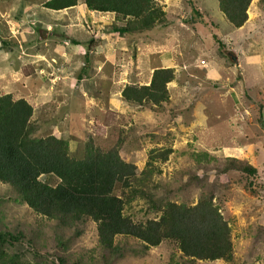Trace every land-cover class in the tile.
Returning a JSON list of instances; mask_svg holds the SVG:
<instances>
[{
	"label": "rangeland",
	"instance_id": "1",
	"mask_svg": "<svg viewBox=\"0 0 264 264\" xmlns=\"http://www.w3.org/2000/svg\"><path fill=\"white\" fill-rule=\"evenodd\" d=\"M47 1L0 0V94L32 104L36 135L69 137L71 156L82 158L90 139L106 149L122 133L128 139L120 154L135 163L138 174L153 148H173L167 162H154L157 195L185 184L183 197L197 200L194 185L192 190L187 183L191 161L180 152L202 148L217 156L247 158L264 179V55L252 50L255 44L264 49L262 0H253L248 21L239 29L217 0H157L167 23L125 36L112 32L114 15L89 10L85 0L61 11L44 7ZM3 38L7 44L2 46ZM156 67L176 71L170 102L159 107L125 102L123 88L149 84ZM190 172L195 173L193 163ZM219 177L212 190L231 226L235 261L198 264H257V256L264 262V232L255 236L253 230L264 225V193L257 196L230 177ZM2 198L0 227L30 230L35 216L15 200V192L1 188ZM147 210L137 200L128 213L143 219ZM96 245L87 225L72 250L87 253ZM167 248L153 247L147 255L133 254L118 264H167Z\"/></svg>",
	"mask_w": 264,
	"mask_h": 264
},
{
	"label": "trees",
	"instance_id": "2",
	"mask_svg": "<svg viewBox=\"0 0 264 264\" xmlns=\"http://www.w3.org/2000/svg\"><path fill=\"white\" fill-rule=\"evenodd\" d=\"M217 1L233 27L239 29L247 23L253 0ZM77 4L78 0H49L44 7L61 11ZM85 4L96 13L114 15L111 29L120 36L152 31L167 23L166 11L157 0H85ZM2 41V46L7 44L4 38ZM256 45L252 50L264 55V49ZM176 77L173 67H156L149 84H127L122 98L131 105L159 107L170 102L169 84ZM33 115L34 108L25 98L0 94V190L11 188L15 200L35 216L30 230L0 227V264H118L162 245L170 247L167 264L235 261L231 226L212 186L226 175L246 191L263 195L264 179L249 159L217 156L204 148L182 151L180 155L187 156L195 168L191 173L189 165L186 174L197 200L183 197L185 184L157 195L154 162H167L173 148H153L146 169L138 174L135 163L120 154L128 139L122 133L106 149L90 139L83 157L75 158L70 154L69 137L36 135ZM263 119L262 114L264 124ZM214 172L218 175L210 181ZM4 198L0 199V212ZM137 200L147 204L143 219L128 213ZM87 225L92 226L97 245L87 253H76L72 245L86 233ZM253 230L259 235L264 225L257 224ZM51 239L54 245H50ZM256 259L257 264H264L260 256Z\"/></svg>",
	"mask_w": 264,
	"mask_h": 264
},
{
	"label": "crops",
	"instance_id": "3",
	"mask_svg": "<svg viewBox=\"0 0 264 264\" xmlns=\"http://www.w3.org/2000/svg\"><path fill=\"white\" fill-rule=\"evenodd\" d=\"M94 12V11H93ZM0 45H1V43H0ZM78 45V44H77Z\"/></svg>",
	"mask_w": 264,
	"mask_h": 264
}]
</instances>
